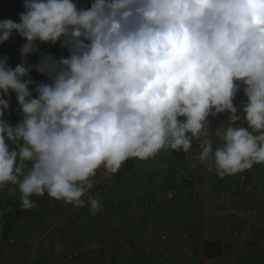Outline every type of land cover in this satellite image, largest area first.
<instances>
[{
    "label": "clouds",
    "instance_id": "obj_1",
    "mask_svg": "<svg viewBox=\"0 0 264 264\" xmlns=\"http://www.w3.org/2000/svg\"><path fill=\"white\" fill-rule=\"evenodd\" d=\"M19 23L0 21V43L15 32L21 63L0 58V94L15 93L23 118L3 119L0 188L20 193L22 208L45 194L95 214L90 195L103 168L116 174L129 158L192 149L219 178L264 164V0H24ZM37 42L66 48L56 59ZM35 70L47 79L36 83ZM243 85L246 127L233 100ZM32 86L35 90L33 98ZM229 113L209 130L208 117ZM221 145L213 147L211 135ZM87 196V199L85 197ZM3 215V212H0Z\"/></svg>",
    "mask_w": 264,
    "mask_h": 264
},
{
    "label": "rangeland",
    "instance_id": "obj_2",
    "mask_svg": "<svg viewBox=\"0 0 264 264\" xmlns=\"http://www.w3.org/2000/svg\"><path fill=\"white\" fill-rule=\"evenodd\" d=\"M73 2L86 9L92 0ZM23 4L0 0V21L19 23ZM24 43L14 32L0 43V58L9 57L14 68L22 61ZM37 44L39 51L27 57L29 63L37 64L42 54L69 55L59 43ZM30 78L47 82L35 70ZM31 90L35 98L34 86ZM0 98L9 100L3 119L15 126L23 118L15 93ZM245 98L240 85L233 100L241 116L236 126H247ZM229 115L209 116V130L227 125ZM211 139L214 148L222 143L214 132ZM199 143L193 140L182 163L172 157L173 150L163 149L148 160L129 158L116 174L98 170L90 192L101 201L95 214L87 205L74 207L47 194L33 196L35 206L25 210L18 188L9 191L17 186L0 188V264H129L133 258L131 264H250L256 256L264 261V164L221 179L198 159ZM185 180L195 181L196 191L185 189ZM206 241L217 243L220 256H205Z\"/></svg>",
    "mask_w": 264,
    "mask_h": 264
},
{
    "label": "trees",
    "instance_id": "obj_3",
    "mask_svg": "<svg viewBox=\"0 0 264 264\" xmlns=\"http://www.w3.org/2000/svg\"><path fill=\"white\" fill-rule=\"evenodd\" d=\"M172 154H173L172 157H175L174 159L177 160L178 163H182L183 161H185V158L187 155V153H184L183 151H173ZM132 165L133 164L131 162H128V166L130 168H132ZM185 182H186V185H189V186H191V185H193V183H195V181L191 183V182H188L186 180H185ZM204 247H205L204 248L205 256L209 259L217 258L221 254L220 253V247L219 246L217 247V243L212 244L210 242H206ZM215 251H217V252H215Z\"/></svg>",
    "mask_w": 264,
    "mask_h": 264
},
{
    "label": "crops",
    "instance_id": "obj_4",
    "mask_svg": "<svg viewBox=\"0 0 264 264\" xmlns=\"http://www.w3.org/2000/svg\"><path fill=\"white\" fill-rule=\"evenodd\" d=\"M245 99L247 100V97H246ZM245 99H244V101H245ZM131 163L133 164L132 166H135V165H134V164H135L134 162L131 161ZM184 188L187 189L188 191H192V190H193V191H196L195 186H193V185H191V186L186 185V186H184ZM184 188L182 187V189H184ZM27 212H28V211H27ZM206 242H208V241H206ZM206 242H204V244H205ZM201 249L203 250V248H201ZM201 249H198V253H201V252H202ZM157 253H158V252H157ZM166 255H167V254H165V256H166ZM230 257H233L232 254H231ZM256 257H257V258H256ZM256 257H254V258L252 257V258L249 260V263H250V264H256V263H257V264H264V261H263V260L260 259V262L258 261V257H259V256H256ZM262 257H263V259H264V255H263ZM256 259H257V260H256ZM135 260H136V259L133 258V260H131V261L135 262ZM131 261L129 262V264H131ZM133 262H132V263H133ZM147 262L150 263L149 260H148ZM137 263L139 264L140 262L137 261ZM7 264H9V262H8Z\"/></svg>",
    "mask_w": 264,
    "mask_h": 264
}]
</instances>
